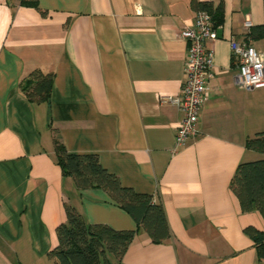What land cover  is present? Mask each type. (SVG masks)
<instances>
[{
	"label": "crops",
	"instance_id": "crops-1",
	"mask_svg": "<svg viewBox=\"0 0 264 264\" xmlns=\"http://www.w3.org/2000/svg\"><path fill=\"white\" fill-rule=\"evenodd\" d=\"M198 1L218 22L214 75L198 134L175 149L182 112L160 99L182 89L192 0H0V264H54L67 206L89 223L136 227L105 190L77 189L57 140L162 200L172 238L157 244L140 231L121 264H264L246 231H264V217L242 211L230 187L241 162L264 157L246 146L264 132V87L236 85L230 45L250 18L264 51V0ZM37 69L54 75L44 102L20 88Z\"/></svg>",
	"mask_w": 264,
	"mask_h": 264
},
{
	"label": "trees",
	"instance_id": "trees-1",
	"mask_svg": "<svg viewBox=\"0 0 264 264\" xmlns=\"http://www.w3.org/2000/svg\"><path fill=\"white\" fill-rule=\"evenodd\" d=\"M199 9L215 14L209 6L192 0ZM23 5L41 8L38 0H21ZM200 5V7H199ZM254 30V29H253ZM252 30V34H253ZM54 75L34 70L20 83L22 92L32 102L49 99ZM246 146L264 155V132L247 138ZM57 161L66 176H71L79 190L101 188L135 220V229L119 230L104 223H89L73 206H67V220L57 227L58 244L49 251L54 264H121L129 245L140 231L149 234L153 243L172 238L165 206L149 193L125 186L120 178L106 169L95 153H72L57 140ZM230 187L240 200L244 212L259 211L264 217V157L241 162ZM247 233L255 241L258 255L264 258V231L249 226Z\"/></svg>",
	"mask_w": 264,
	"mask_h": 264
},
{
	"label": "built area",
	"instance_id": "built-area-1",
	"mask_svg": "<svg viewBox=\"0 0 264 264\" xmlns=\"http://www.w3.org/2000/svg\"><path fill=\"white\" fill-rule=\"evenodd\" d=\"M243 27L242 36L233 37L230 41L234 62L238 67L235 83L241 89L253 90L264 87V51H259L252 43L253 21L245 19ZM217 30L213 14L199 9L194 22L180 31V37L189 43L182 89L176 96L160 99L175 104L182 112L175 149L198 134L199 115L209 98L208 82L214 75L215 52L209 42L218 38Z\"/></svg>",
	"mask_w": 264,
	"mask_h": 264
}]
</instances>
